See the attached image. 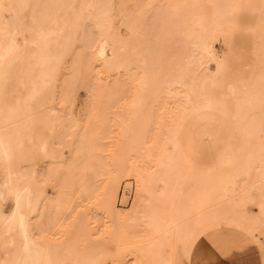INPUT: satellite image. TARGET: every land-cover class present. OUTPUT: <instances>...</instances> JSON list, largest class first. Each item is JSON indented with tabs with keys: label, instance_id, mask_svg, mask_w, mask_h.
<instances>
[{
	"label": "snow or ice",
	"instance_id": "1",
	"mask_svg": "<svg viewBox=\"0 0 264 264\" xmlns=\"http://www.w3.org/2000/svg\"><path fill=\"white\" fill-rule=\"evenodd\" d=\"M0 264H264V0H0Z\"/></svg>",
	"mask_w": 264,
	"mask_h": 264
},
{
	"label": "rangeland",
	"instance_id": "2",
	"mask_svg": "<svg viewBox=\"0 0 264 264\" xmlns=\"http://www.w3.org/2000/svg\"><path fill=\"white\" fill-rule=\"evenodd\" d=\"M217 47H218V45H217ZM76 111L79 112V108H77ZM129 183L132 184V185H134L135 181H134V180H133V181H129ZM122 189H123V186H121V187L119 188V197H120L121 200H123L124 198H127V196H122V197H121ZM135 197H136V189H135V187L133 186V195H132L130 201L135 200ZM131 205H132L131 202H129V203L127 204V208H125V210L129 209V208L131 207ZM121 207H124V206L121 205ZM207 243H208L207 240H204V241H203V244L206 245Z\"/></svg>",
	"mask_w": 264,
	"mask_h": 264
},
{
	"label": "built area",
	"instance_id": "3",
	"mask_svg": "<svg viewBox=\"0 0 264 264\" xmlns=\"http://www.w3.org/2000/svg\"><path fill=\"white\" fill-rule=\"evenodd\" d=\"M125 192L127 193L126 195L128 196V197H127V200L130 201V200H131V197H132V195H133V186L130 187V189H129V188L125 189V188L123 187L121 197L123 196V194H124Z\"/></svg>",
	"mask_w": 264,
	"mask_h": 264
},
{
	"label": "bare ground",
	"instance_id": "4",
	"mask_svg": "<svg viewBox=\"0 0 264 264\" xmlns=\"http://www.w3.org/2000/svg\"><path fill=\"white\" fill-rule=\"evenodd\" d=\"M179 2H184V0H179ZM188 2H192V0H188ZM128 188L130 189V187H128ZM126 194H127V193L125 192V193L123 194V196H127ZM127 197H128V196H127ZM124 199H125V198H124ZM135 199H136V197H135ZM131 207H132V205H131ZM131 207H130V208H131ZM130 208H129V209H130Z\"/></svg>",
	"mask_w": 264,
	"mask_h": 264
}]
</instances>
